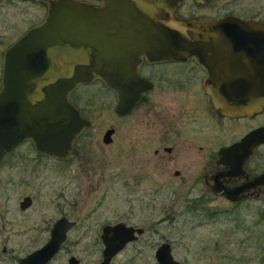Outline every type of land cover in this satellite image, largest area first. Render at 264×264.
I'll return each instance as SVG.
<instances>
[{"label":"water","instance_id":"water-1","mask_svg":"<svg viewBox=\"0 0 264 264\" xmlns=\"http://www.w3.org/2000/svg\"><path fill=\"white\" fill-rule=\"evenodd\" d=\"M44 17L28 27L2 56L0 75V160L4 152L30 140L37 152L57 159L78 154L75 140L90 124L70 98L81 83L101 79L116 89L115 111L125 114L146 99V92L125 91L116 86L147 59L194 57L204 67L205 89L217 112L235 116L264 106V93L252 87L253 79L240 78L236 66L257 57L264 67V21L227 14L220 18L175 15L181 0H45ZM203 2L205 0H196ZM161 13L162 16H158ZM189 30L192 31L190 34ZM243 48L244 51L240 49ZM226 73V74H225ZM121 78V79H120ZM114 84V85H113ZM112 128L103 134L111 141ZM264 141V125L246 133L238 142L219 150L218 161L235 173L252 148ZM219 172L207 181L214 192L240 200L243 187H224ZM264 172L252 181L263 183ZM29 195L20 201L25 208ZM75 224L65 215L50 228L41 246L18 259V264H46L61 248L67 231ZM144 231L124 221L101 228L100 264L111 258ZM159 264H181L171 244L155 249ZM79 259L72 255L68 264Z\"/></svg>","mask_w":264,"mask_h":264},{"label":"rangeland","instance_id":"rangeland-1","mask_svg":"<svg viewBox=\"0 0 264 264\" xmlns=\"http://www.w3.org/2000/svg\"><path fill=\"white\" fill-rule=\"evenodd\" d=\"M225 1L222 12L264 21V0ZM45 11L41 1L34 0L32 14L0 13V72L1 52L14 37L3 20H16L20 33L40 21ZM75 95L90 120L75 140L76 156L57 159L23 142L0 162V264H18L21 256L46 242L61 215L75 224L46 264H67L70 255L78 257L79 264H100L101 228L117 221L144 231L110 264H159L155 249L163 241L170 242L181 264H264V192L233 205L202 182L191 184L192 170L176 176L174 165L156 167L139 133L144 118L139 110L117 114L110 93L99 83L82 86ZM110 126L117 131L105 143L102 136ZM27 194L32 204L21 209L19 200Z\"/></svg>","mask_w":264,"mask_h":264},{"label":"flooded vegetation","instance_id":"flooded-vegetation-1","mask_svg":"<svg viewBox=\"0 0 264 264\" xmlns=\"http://www.w3.org/2000/svg\"><path fill=\"white\" fill-rule=\"evenodd\" d=\"M40 1L46 10V1ZM88 1L96 5L101 3L100 0ZM225 6V0L220 1L218 5L215 4V0H205L203 2L181 0L176 7L175 15L180 18L210 16L215 19L227 14L237 15L226 10L222 12L221 9L225 8ZM18 10L32 14L34 12V0H0V13L11 15L13 13L16 14ZM158 16H162V14L158 13ZM3 18L6 19V16ZM255 19L262 20L260 18ZM3 23L6 28H11L9 35L14 37L3 48L1 62L5 48L28 28L19 33L16 27V20H12L10 24L3 20ZM189 32L192 34L191 30ZM0 37H3V33H1ZM240 50L244 51L243 48ZM251 59L252 61L244 63L246 66L244 72L242 62L236 66V72L240 78L244 74L246 77L253 79L251 86H254L256 92L264 93V67L260 66V64H263L260 61L258 62L257 57ZM180 67L184 68L182 72L171 71L174 69L178 70ZM206 75L204 67L194 57L147 59L142 56L137 63V68L133 70V74L129 73L123 79L120 78L121 80L116 86L124 88L125 91H145L146 99L132 106L125 114L115 112L126 116L133 114L137 110L140 111L142 118H144L139 122V133L142 136L143 143L147 147L149 144L150 158L153 159L156 167L160 168L162 164L166 166L174 165L172 171L176 176L185 174V171L190 173L192 170L195 177L190 180L191 184L202 182L206 189L214 194L221 195L233 205L248 203L264 192V182L252 184L255 177L264 172V166L262 167L264 165V141L252 148L250 154L243 160L241 167L235 173H227L230 166L225 162L218 161V154L222 147L240 141L246 133L264 125V106L247 114L235 116L220 114L213 107L209 93L205 89L204 78ZM96 83H99L110 93L114 101L115 110L117 103L116 89L106 85L101 79L95 78L91 82L79 84L70 94L71 100L81 110L83 115V109L79 105L78 100H76L75 94L82 86ZM131 126L128 129L129 132L133 129ZM109 128L113 129L111 133L112 141L117 129L116 126H110ZM23 142L31 141L25 140ZM11 150L4 152L0 162ZM145 157L144 161H147L148 157ZM222 171L225 174L219 176L221 184L228 188L243 187L239 192V196L242 199L233 201L221 192H214L209 188L207 181H210L214 175ZM21 200H19V207ZM27 207L20 208L26 209ZM70 256L67 258V264ZM79 263L80 259L76 264Z\"/></svg>","mask_w":264,"mask_h":264},{"label":"trees","instance_id":"trees-1","mask_svg":"<svg viewBox=\"0 0 264 264\" xmlns=\"http://www.w3.org/2000/svg\"><path fill=\"white\" fill-rule=\"evenodd\" d=\"M208 213V212H207Z\"/></svg>","mask_w":264,"mask_h":264}]
</instances>
